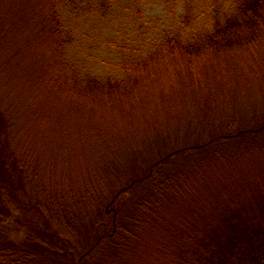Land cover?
Here are the masks:
<instances>
[{
  "label": "trees",
  "instance_id": "1",
  "mask_svg": "<svg viewBox=\"0 0 264 264\" xmlns=\"http://www.w3.org/2000/svg\"><path fill=\"white\" fill-rule=\"evenodd\" d=\"M73 2L0 0V264H53L54 254L66 258L61 264H84L103 239L105 253L91 264H264V121L193 147L208 155L201 157L199 165L193 161L183 177L172 169L165 183L158 181L156 191L163 195H158L153 209L105 210V221L92 224L96 242L77 256L67 250V232L53 229L41 210L39 222L30 227L36 236L28 242L12 239L11 210L23 209L27 202L35 206L30 200L40 194L35 184L40 175L44 193L49 188L64 189L52 171L45 172L44 178L41 164L31 162L24 168L20 159L17 164L16 157L8 155L14 137L19 142L17 133L24 122L23 116L17 121L16 115L26 110L17 108L19 102H27L41 122L51 116L56 122L57 117L51 132L55 136L60 129L73 131L86 115L90 140L101 145L104 135H92L96 123L101 125L105 117L135 119L131 112L146 116L158 101L173 102V98L165 99L170 83L183 84L182 94L196 89V96L189 94L210 99L217 95L216 89L199 93L203 81L230 82L250 70L258 80L264 74V0H233L232 9L214 17L209 28L190 35L184 29L169 31L144 55L124 61L120 77L80 73L69 65L70 35L59 9ZM183 17L190 23L188 7ZM29 76L32 87L20 89L19 83ZM222 86L219 83V89ZM10 96L17 100L10 103ZM213 104L216 107L219 102ZM166 111L172 113L171 108ZM11 125L17 130L15 136L10 134ZM186 149L171 151L122 190L150 177L154 181L153 170Z\"/></svg>",
  "mask_w": 264,
  "mask_h": 264
},
{
  "label": "rangeland",
  "instance_id": "2",
  "mask_svg": "<svg viewBox=\"0 0 264 264\" xmlns=\"http://www.w3.org/2000/svg\"><path fill=\"white\" fill-rule=\"evenodd\" d=\"M74 1L73 4L66 3L59 9L70 35L67 46L69 65L72 69H80V73L113 77L122 75L121 65L124 61L144 55L151 45L161 41L169 31L184 29L185 34L190 35L194 31L209 28L214 17L232 9L233 2V0ZM187 7L192 13L190 23L183 17ZM261 51L264 56L263 44ZM261 68L264 72V65ZM254 73L251 70L244 72L230 82L223 78L211 82L203 81L199 93L216 89L217 95L210 99L193 97L191 94L196 96V89L182 94L180 86L183 84L178 86L167 83L170 87H167L166 92L170 93L165 94V99L173 98V102L158 101L157 108H149L146 116L139 114L137 110L131 112L136 114L135 119L130 116L120 120L105 117L101 125L96 123L92 135L96 136V132H99L100 136L104 135L105 143L101 141V145H95L90 140L88 132L91 130V124L86 115H81V123H75L73 131L60 129L55 136L54 132H51L58 124L57 117L56 122L52 116L41 122L32 113L27 102H19L17 108L23 106L26 110L18 113L16 117L19 121L23 116L24 122L18 133L13 129V125L10 127V134L15 136L17 133L19 142L14 137L8 148V155L16 157L17 164L20 159L24 168H28L31 162L41 164L45 170H40L56 174L55 178L63 184L64 189L58 187L61 191H57L55 188H49L44 193L42 185L44 179L40 175L41 177L35 180L40 194L33 195L30 200L36 207L34 205L29 207L28 200L23 199L24 203L27 202L23 209L11 210L12 239L28 242L29 238H34L36 234L30 227L39 222L41 210L49 217V224L53 229L67 232L64 237L66 245L70 248L67 250H71L77 256L96 242L97 236L91 231L92 224L105 221V210H119L125 213L126 210L153 209L159 201L158 195L160 197L163 195L159 189L156 191L158 181L165 183L167 174L172 169L180 171L183 177L193 161H202L201 157L208 155V152L193 147L206 143L214 136L231 134L239 127L254 126L264 121V74L258 80ZM32 74L33 71L29 73ZM31 79L32 76H29L20 82V89L23 90L25 86L31 88ZM219 83L223 85L222 89H219ZM10 91L15 94L21 93L17 90ZM9 99L12 101L10 103L17 100L12 96ZM232 100L235 102L231 107ZM212 101L219 102V105L215 104V107ZM169 108L172 113L166 111ZM66 117L70 120L69 115ZM71 120H74V116ZM78 128L82 130L78 132ZM68 132L72 135H68ZM39 135L41 137H38ZM41 138L44 139L43 142ZM226 143H221V148ZM182 148L187 149L165 159L153 170L157 173L154 175V181L150 177L149 180L135 183L129 189L122 190L135 178L145 176L153 164L162 157ZM19 168L21 171L20 165ZM11 172L15 176L18 175L13 170ZM46 173L44 178L47 177ZM183 197L181 195L178 199ZM105 240H101L93 251L100 255L93 258L95 255L93 253L90 259L89 256L85 259L84 264L87 262L91 264L92 259H99L105 253ZM48 244L52 246V243ZM49 255L53 257L51 253ZM53 259V264L66 261L63 256L55 254Z\"/></svg>",
  "mask_w": 264,
  "mask_h": 264
}]
</instances>
